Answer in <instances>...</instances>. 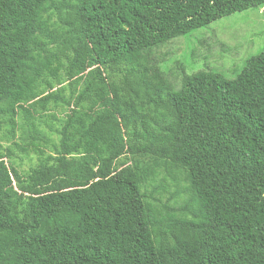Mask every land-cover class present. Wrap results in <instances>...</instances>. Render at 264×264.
I'll list each match as a JSON object with an SVG mask.
<instances>
[{"label":"trees","instance_id":"1","mask_svg":"<svg viewBox=\"0 0 264 264\" xmlns=\"http://www.w3.org/2000/svg\"><path fill=\"white\" fill-rule=\"evenodd\" d=\"M263 6L0 0V104L33 100L94 67L110 95L105 107L61 127L62 156L91 147L73 175L87 184L27 195L0 155V264H264V48L233 80L180 68L178 86L154 56ZM144 158L163 163L174 203L146 190ZM54 173L41 169L30 187Z\"/></svg>","mask_w":264,"mask_h":264},{"label":"rangeland","instance_id":"2","mask_svg":"<svg viewBox=\"0 0 264 264\" xmlns=\"http://www.w3.org/2000/svg\"><path fill=\"white\" fill-rule=\"evenodd\" d=\"M264 48V6L217 20L208 28H202L189 36L174 39L154 51L161 70L175 86L179 84V69L190 73L211 70L224 79L233 80L245 61ZM89 90L77 101L81 91ZM110 95L99 67H94L73 80L55 86L35 98L22 102L5 101L0 104V155L4 156L13 175L16 189L26 185V194H42L83 186L88 182H74L73 175L80 171L81 163L90 155V148L77 150L68 156L60 154V131L71 116L92 112L105 107ZM142 166L151 174L146 181V190L161 197L166 203H174L177 190L170 179L165 180L163 163L142 159ZM120 162L130 164L129 157ZM94 162H98L94 156ZM98 164L93 167L95 170ZM54 169L55 173L42 186L31 188L30 184L38 171ZM20 173L22 185L16 183L14 173ZM154 178V181L151 178ZM150 181H152L150 183ZM169 185L168 192L159 186ZM34 191V192H33ZM174 196V197H173ZM182 197V196H181Z\"/></svg>","mask_w":264,"mask_h":264}]
</instances>
